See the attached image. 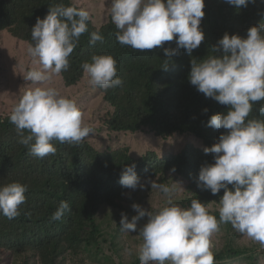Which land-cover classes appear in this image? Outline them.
<instances>
[{
	"label": "trees",
	"instance_id": "trees-1",
	"mask_svg": "<svg viewBox=\"0 0 264 264\" xmlns=\"http://www.w3.org/2000/svg\"><path fill=\"white\" fill-rule=\"evenodd\" d=\"M60 3L79 7L74 0H0V32L7 33L11 41L29 45L37 18L43 19L50 7ZM204 4L200 24L204 40L191 55L179 49L166 71L162 69L168 59L164 48H176L175 39L163 47L141 52L116 40L118 30L111 18L100 26L89 20L88 31L80 36L70 54L69 69L61 74L67 85L73 86L84 72L82 63L90 62L93 55L110 54L116 59L122 85L106 91L90 88L92 94H102L101 112L106 111L98 116L103 126L83 141L100 145L101 152H92L83 141L77 145L53 141L57 148L54 155L33 157L19 143L20 136L9 120L10 108L2 111L0 185L18 181L26 184L28 191L17 217L8 219L0 214V263L137 264V259L124 262L119 254L124 232L118 211L124 210L127 215L126 207L133 200L144 201L152 212L165 206L163 194L151 189L149 181L172 186L173 203L187 208L191 200L198 199L219 218V200L224 190L213 195L210 190L198 188L197 179L202 165L215 162L214 154L203 149L211 147L227 130L220 129L207 140L210 109L204 94L190 82L191 60L206 59L225 33L246 38L250 27L264 24V0H250L240 8L226 0H204ZM94 31L102 34L103 42L89 43ZM262 104L264 101L253 104L249 119H264L259 113ZM103 134L131 136L132 140L115 150ZM140 136L153 137L159 143L177 136L185 138H181L178 150L160 153L150 148L148 141L138 140ZM133 163L145 184L143 189H127L119 182L123 168ZM61 201L69 203L70 211L61 220L52 221ZM222 229L238 236L231 224L221 225L218 233ZM141 243L139 239L138 246ZM251 244L240 249L228 244L224 250L213 251L215 263L235 258L241 260L240 264H261L257 253L260 245L252 240Z\"/></svg>",
	"mask_w": 264,
	"mask_h": 264
},
{
	"label": "clouds",
	"instance_id": "clouds-1",
	"mask_svg": "<svg viewBox=\"0 0 264 264\" xmlns=\"http://www.w3.org/2000/svg\"><path fill=\"white\" fill-rule=\"evenodd\" d=\"M226 2L240 8L250 0ZM204 7V0H111L108 20L111 18L118 30L115 36L121 45L141 52L163 47L175 39L176 48H164L168 59L162 69L166 71L179 49L191 55L204 40L200 28ZM90 13L89 9L60 3L50 7L43 19L38 17L31 29L32 43L27 54L40 68L28 70L23 78L37 86L26 91L15 106L4 101L1 113L10 108L9 120L20 136L19 143L33 157L54 155L57 148L53 141L77 145L97 131L93 121L85 123L73 99L48 86L58 76V85L62 84L61 73L70 67V54L93 19ZM103 39L99 31H94L89 43L94 45ZM81 67L84 72L76 85L86 80L90 88L106 91L123 83L117 74V61L110 54L93 55ZM190 82L204 94L210 109L207 140L220 129L227 130L211 147L203 149L214 154L215 162L202 165L197 179V187L213 195L224 190L219 200V218L198 199L191 200L187 208L173 203L172 186L149 181L151 189L163 194L165 206L152 212L144 201L133 200L126 207L127 215L121 213L122 232L135 233L139 227L142 243L138 246L137 264H218L212 237L223 224H231L234 230L264 247V119L248 118L253 104L264 101V24L250 27L246 38L225 33L206 59L193 58ZM64 83L67 85L65 80ZM259 113L264 116V104ZM83 142L92 152L102 151L93 141ZM135 169L134 163L123 168L119 181L122 187H145ZM27 191L28 186L18 181L0 185V214L8 219L17 217ZM69 211V203L61 201L51 220L59 221Z\"/></svg>",
	"mask_w": 264,
	"mask_h": 264
},
{
	"label": "rangeland",
	"instance_id": "rangeland-1",
	"mask_svg": "<svg viewBox=\"0 0 264 264\" xmlns=\"http://www.w3.org/2000/svg\"><path fill=\"white\" fill-rule=\"evenodd\" d=\"M80 7L89 9L92 15V22L96 25L104 24L108 21V16H110L111 0H75ZM27 43L24 41H11L9 36L5 32H0V114L1 110L5 108V102L11 107L19 101L21 96L31 88H34L35 84L32 82L24 80V76L28 70L39 69L40 65L33 62L27 54ZM59 76L55 77L53 81L48 86H53L64 96L73 99L78 107L82 110L84 114L85 123L89 124V121H93L98 127H102V120L98 116L103 115L106 111L101 112L103 109V101L101 100V95L99 93L91 94L90 86L85 80L84 82L73 86H67L62 81L61 85ZM5 101V102H4ZM15 102V103H13ZM13 103V104H12ZM13 107L11 108V110ZM91 124L95 129V125ZM106 140H109L113 145V149L120 150L124 146L131 142V136H115L113 134H103ZM178 138L172 139L167 143H159L157 140L150 136H140L137 139L149 142V147L162 153L170 150H178L181 146V138L184 136H177ZM196 144L195 141H193ZM103 150V148L101 149ZM123 211H118L121 215ZM129 220L130 217L128 216ZM226 225V224H225ZM233 228V227H232ZM238 236L226 233L223 229L220 233L214 234L212 237L213 248L212 251H220L226 248V245H231L234 249H240L241 246H251V240L240 234L235 230ZM129 236L122 233V240L120 243V255L122 256L124 262H132L137 259L138 253V240L142 239L139 234V227L137 232L131 233ZM234 235V236H233ZM233 236V237H232ZM139 238V239H138ZM258 243V242H255ZM259 244V243H258ZM260 245V244H259ZM259 262L264 264V247L259 246V251L257 250ZM239 259H226L218 264H240ZM0 264H8V261H2Z\"/></svg>",
	"mask_w": 264,
	"mask_h": 264
}]
</instances>
